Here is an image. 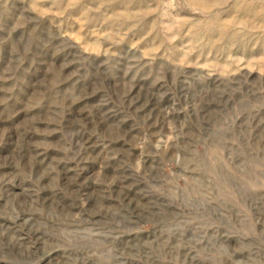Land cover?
<instances>
[{
  "label": "rangeland",
  "instance_id": "374dc122",
  "mask_svg": "<svg viewBox=\"0 0 264 264\" xmlns=\"http://www.w3.org/2000/svg\"><path fill=\"white\" fill-rule=\"evenodd\" d=\"M0 264H264V0H0Z\"/></svg>",
  "mask_w": 264,
  "mask_h": 264
}]
</instances>
